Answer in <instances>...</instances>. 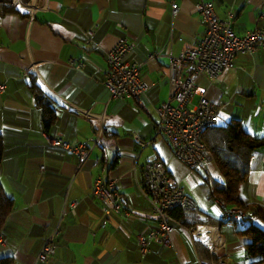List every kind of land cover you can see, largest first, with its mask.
I'll return each instance as SVG.
<instances>
[{
    "label": "crops",
    "instance_id": "obj_1",
    "mask_svg": "<svg viewBox=\"0 0 264 264\" xmlns=\"http://www.w3.org/2000/svg\"><path fill=\"white\" fill-rule=\"evenodd\" d=\"M197 1L36 0L31 22L23 11L0 15V84L4 87L0 134L5 146L0 183L14 202L0 231V258L9 256L13 264H203L196 243L203 245L180 223H174L171 245L151 242L146 255L138 250L137 234L156 226V216L139 188L141 170L145 162L160 159L194 200L195 209L221 222L211 226L216 255L227 264H250L256 259L246 254L245 239L235 231L238 223L254 221L263 226L264 222L252 217L234 224L222 221L216 198L208 193L210 184L174 158L165 138L157 133L155 106L168 98V53L192 46L203 33ZM207 1L220 19L231 12L232 28L239 35L264 28V0ZM173 2L179 6L175 15ZM87 28L93 29L94 43L85 42L81 29ZM120 37L134 40L131 56L142 63L140 78L148 89L139 105L129 95L111 98L105 86V54ZM148 53L155 57L147 60ZM69 58L83 66L73 67ZM30 74L36 75L56 114L48 130L28 87ZM196 85L193 102L204 94L221 103L218 125L238 119L246 132L264 137V48L236 54L218 78L210 80L202 74ZM98 131L99 142L84 160L49 142L59 137L71 145L90 144ZM114 154L117 163L109 168ZM198 170L225 186L210 157ZM108 179H116L123 201L121 214L107 204L110 213L105 217L100 199L91 190L94 181ZM241 195L245 204L264 203V145L250 155ZM73 200H78L74 211L69 206ZM56 226L60 232L53 254L47 261H37L39 248Z\"/></svg>",
    "mask_w": 264,
    "mask_h": 264
},
{
    "label": "built area",
    "instance_id": "obj_2",
    "mask_svg": "<svg viewBox=\"0 0 264 264\" xmlns=\"http://www.w3.org/2000/svg\"><path fill=\"white\" fill-rule=\"evenodd\" d=\"M0 5L10 9L25 10L29 22L33 20L38 8L36 0H0ZM196 8L204 24L202 36L195 44L185 47L177 54L168 53L166 66L168 98L166 102L155 106L159 115L157 133L165 138L173 157L191 169L205 165L206 151L209 150L202 139V133L217 124L221 110L220 102L212 101L204 94H200L197 101L193 102L198 77L205 74L210 80H214L231 65L236 54L264 48V28L255 27L239 35L232 28L230 11L227 13V18L220 19L212 3L207 0H198ZM178 10V4L173 2L172 15ZM81 31L86 43L95 42L92 28ZM134 46V40L120 37L112 48L106 51L108 69L105 86L111 98L129 95L133 103L139 105L142 96L147 92L148 85L140 78L142 63L131 56ZM154 57V53L147 54V60ZM69 63L75 68L83 66V62L75 58H69ZM3 90L4 87L0 84V91ZM99 135L100 131L89 140L90 144L82 141L71 145L67 140L59 137L51 138L49 142L77 154L81 160H84L88 156L90 147L97 143ZM141 172L142 180L139 182V188L156 216V226L146 233L137 234L138 250L141 255H146L151 242L171 245L170 235L174 223L179 222L170 216V211L174 208L194 209L195 202L184 193L164 161L149 160L144 163ZM91 193L100 199V208L105 217L110 213L107 204H111L113 212L122 213L123 195L117 189L116 179H108L105 182L94 181ZM77 203L78 200L70 202L72 211ZM253 203H259L260 207L264 208L262 202ZM217 204L221 210L222 220L237 221L244 216L237 209H227L221 203L217 202ZM188 230L210 254L211 259L207 264H227L223 257L216 256V236L211 226L196 223L189 226ZM59 232L60 229L56 226L45 238L36 254L37 261H47L51 257L56 247L55 236Z\"/></svg>",
    "mask_w": 264,
    "mask_h": 264
},
{
    "label": "trees",
    "instance_id": "obj_3",
    "mask_svg": "<svg viewBox=\"0 0 264 264\" xmlns=\"http://www.w3.org/2000/svg\"><path fill=\"white\" fill-rule=\"evenodd\" d=\"M21 11L25 12V16L27 17V13L23 9H10L0 5V15L7 12ZM28 87L34 97L35 104L41 108L43 127L48 130L56 119V114L50 104V100L37 83L36 75H29ZM106 135L113 138L116 134L108 133L107 131ZM202 139L209 150L207 158L210 157L214 161L225 182L224 187L218 186L213 182L207 172L198 170V167L195 168L194 170L203 178L204 182L210 184L208 190L209 195L223 199L229 206H239L243 208L247 216H243L237 221L242 222L252 217L254 219H261L264 222V208L245 204L241 195L248 180L250 155L255 149L264 145V137L252 136L241 127L240 121L235 119L228 122L226 125L221 126L216 124L215 126L205 129L202 133ZM98 142L99 140L97 143ZM4 147V140L0 134V164L4 154ZM105 160L106 157L103 155L102 162H105ZM117 160V154H114L110 161L109 168L113 167L117 163ZM13 209V199L6 194L0 183V231L9 213ZM170 216L186 227L196 223H202L213 227H217L221 224L218 219H214L210 216L205 217L195 208L191 210L174 208L170 211ZM237 221L224 220V222H231L233 224ZM235 233L245 239L244 248L246 254L251 257H256L250 264L264 263V225L262 226L254 221H250L244 223L242 228L237 229ZM196 250L203 264L210 262L211 256L206 248L196 243ZM216 256L218 257L220 255L217 254ZM0 264H13V260L9 256L1 257Z\"/></svg>",
    "mask_w": 264,
    "mask_h": 264
},
{
    "label": "bare ground",
    "instance_id": "obj_4",
    "mask_svg": "<svg viewBox=\"0 0 264 264\" xmlns=\"http://www.w3.org/2000/svg\"><path fill=\"white\" fill-rule=\"evenodd\" d=\"M209 155V151H206V159H207V156ZM216 201L221 203L223 206H225L227 209H237L238 212H240L241 215H245V211L243 210V208L239 207V206H229L225 203V201L221 198H216ZM253 205H256V206H259L260 207V204L259 203H253Z\"/></svg>",
    "mask_w": 264,
    "mask_h": 264
},
{
    "label": "rangeland",
    "instance_id": "obj_5",
    "mask_svg": "<svg viewBox=\"0 0 264 264\" xmlns=\"http://www.w3.org/2000/svg\"><path fill=\"white\" fill-rule=\"evenodd\" d=\"M246 223H248V222H246ZM244 224H241V223H238L237 224V228H240V227H242Z\"/></svg>",
    "mask_w": 264,
    "mask_h": 264
}]
</instances>
